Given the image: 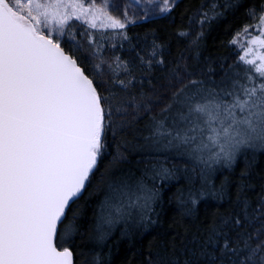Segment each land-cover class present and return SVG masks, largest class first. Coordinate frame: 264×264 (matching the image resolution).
Here are the masks:
<instances>
[{
    "label": "trees",
    "instance_id": "obj_1",
    "mask_svg": "<svg viewBox=\"0 0 264 264\" xmlns=\"http://www.w3.org/2000/svg\"><path fill=\"white\" fill-rule=\"evenodd\" d=\"M172 5L123 29L95 30L72 20L61 36L86 74L104 61L99 79L106 88H119L108 83L117 72L119 79L134 78L126 97L131 106L113 116L122 127L115 137L108 132L95 176L68 213L76 234L64 246L74 251L75 264H264V148L242 147L231 164L206 166L185 147H149L174 94L220 91L244 76L248 66L239 64L231 41L264 0ZM116 64L121 68L109 69ZM124 184L127 195L114 197L109 186ZM145 193H155L147 208L136 200Z\"/></svg>",
    "mask_w": 264,
    "mask_h": 264
},
{
    "label": "snow or ice",
    "instance_id": "obj_2",
    "mask_svg": "<svg viewBox=\"0 0 264 264\" xmlns=\"http://www.w3.org/2000/svg\"><path fill=\"white\" fill-rule=\"evenodd\" d=\"M148 3L160 13L173 6L172 0ZM114 7L111 0H0V264H75L74 251L64 246L76 234L68 213L95 176L108 132L115 137L122 127L113 116L131 106L126 97L134 78L119 79L117 72L108 83L119 88H106L99 79L104 61L86 74L61 36L72 20L123 29L127 11L122 20L110 13ZM251 15L256 23L231 41L240 48L239 64L248 66L244 76L220 91L174 94L149 147H185L206 166L231 164L242 147L264 148V11ZM109 187L114 197L127 195V184ZM154 195L136 200L147 208Z\"/></svg>",
    "mask_w": 264,
    "mask_h": 264
},
{
    "label": "rangeland",
    "instance_id": "obj_3",
    "mask_svg": "<svg viewBox=\"0 0 264 264\" xmlns=\"http://www.w3.org/2000/svg\"><path fill=\"white\" fill-rule=\"evenodd\" d=\"M97 2L98 3L102 2V0H97ZM158 2H159V0H156V3H158ZM111 3L115 5L114 8L110 9V13L113 16L119 17L123 20L124 19V13H125V11H127L128 21H126V22H130L133 20H137L140 18L147 17V16H153L154 14L159 12L158 8L155 7V4H149L148 0H141V2H139V3H137V0H111ZM262 11H264V7H263ZM261 12H260V14H261ZM255 23H256V20L254 19L249 25H254ZM85 25L88 26L87 24H85ZM249 25H247V26H249ZM101 29L102 28L95 29V30H101ZM102 30H106V29H102ZM249 33L253 36L259 34L257 29L251 28V27L249 28ZM243 39L247 40V37H243ZM236 47L240 50V48L237 45H236Z\"/></svg>",
    "mask_w": 264,
    "mask_h": 264
}]
</instances>
